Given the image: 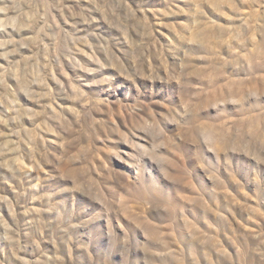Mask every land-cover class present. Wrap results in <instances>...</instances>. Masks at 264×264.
<instances>
[{"label":"rangeland","instance_id":"374dc122","mask_svg":"<svg viewBox=\"0 0 264 264\" xmlns=\"http://www.w3.org/2000/svg\"><path fill=\"white\" fill-rule=\"evenodd\" d=\"M0 264H264V0H0Z\"/></svg>","mask_w":264,"mask_h":264}]
</instances>
